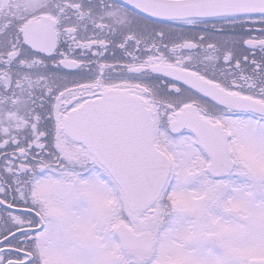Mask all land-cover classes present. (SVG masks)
Listing matches in <instances>:
<instances>
[{
  "label": "snow or ice",
  "instance_id": "1",
  "mask_svg": "<svg viewBox=\"0 0 264 264\" xmlns=\"http://www.w3.org/2000/svg\"><path fill=\"white\" fill-rule=\"evenodd\" d=\"M0 264H264V0H0Z\"/></svg>",
  "mask_w": 264,
  "mask_h": 264
}]
</instances>
